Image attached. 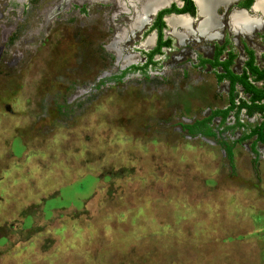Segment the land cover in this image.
Returning <instances> with one entry per match:
<instances>
[{
	"label": "rangeland",
	"instance_id": "374dc122",
	"mask_svg": "<svg viewBox=\"0 0 264 264\" xmlns=\"http://www.w3.org/2000/svg\"><path fill=\"white\" fill-rule=\"evenodd\" d=\"M149 1L0 2V264H264V146L240 140L260 116L213 117L212 135L180 126L227 105L220 67L199 62L214 45L235 73L242 45L263 67L264 14L233 31L230 0L214 36L164 20L170 46L132 70L156 12L180 5L141 26ZM184 16L194 30L197 12Z\"/></svg>",
	"mask_w": 264,
	"mask_h": 264
},
{
	"label": "trees",
	"instance_id": "16d2710c",
	"mask_svg": "<svg viewBox=\"0 0 264 264\" xmlns=\"http://www.w3.org/2000/svg\"><path fill=\"white\" fill-rule=\"evenodd\" d=\"M183 4L177 7L174 3H171L168 7L159 9L149 27L150 30H155L156 37L154 46L148 50L145 54L146 60L141 66L131 65L129 68L143 69L148 64L153 63L152 60L155 54L161 52L162 47L170 46L171 39L169 37H163L162 29L165 27L162 19L163 15L169 13H188L191 16L194 15V5L192 0H182ZM252 0H246L239 3V6L249 7ZM264 41V36H263ZM227 41L224 40L220 45H214L212 54L209 58L199 60L200 64H209L212 68L220 67V72H215L214 76L217 82L221 80H227V105L223 108H215L210 111L208 115L201 119L194 120L191 123L180 124L181 128L185 129L189 134L200 133L203 135H212L213 132L209 126V121L213 117H218L221 122H224L230 112H232L234 118H237L238 113L242 110L245 115L252 116L258 114L260 121L250 127L247 132L243 133L240 140L253 137L252 145L256 142H260L264 146V88H261L262 83V67H259L255 62V55L249 48L245 49V60L241 71L235 73L230 68L233 62L235 53L231 49H227ZM225 54L222 56V54ZM260 58L264 64V53L260 55ZM127 69L121 71V74ZM239 85L243 93L247 95L246 99L236 98L235 86ZM237 120V119H236ZM237 124L238 121H236ZM225 152L228 158H231V146L224 144Z\"/></svg>",
	"mask_w": 264,
	"mask_h": 264
},
{
	"label": "bare ground",
	"instance_id": "6f19581e",
	"mask_svg": "<svg viewBox=\"0 0 264 264\" xmlns=\"http://www.w3.org/2000/svg\"><path fill=\"white\" fill-rule=\"evenodd\" d=\"M164 1L165 0H150L148 3H145V4L148 5L147 8H149L150 6L151 7L159 6V5L163 4ZM195 1L198 5L200 15L203 17V20L199 26L200 30H203L201 28H203L204 26L207 27V29H210L211 27L214 28L217 25V18L213 13V7L218 3L226 2L228 0H195ZM253 11L256 13L264 14V0H257L254 4ZM145 15H146V12L143 15V18L142 17L141 18L144 19ZM230 19L232 21V24H234L236 28L239 27L240 29L241 28L251 29L253 26L257 25V23H258V18L254 17V16H249L244 11L232 12L230 15ZM141 22L142 21H140V23ZM167 22L173 30L175 28H177L179 25H181L182 27H185V28H187L189 25V20L187 18H185L184 16L168 17Z\"/></svg>",
	"mask_w": 264,
	"mask_h": 264
},
{
	"label": "flooded vegetation",
	"instance_id": "af4514ba",
	"mask_svg": "<svg viewBox=\"0 0 264 264\" xmlns=\"http://www.w3.org/2000/svg\"><path fill=\"white\" fill-rule=\"evenodd\" d=\"M2 0H0V2H1ZM116 2H120V0H115ZM138 1V0H137ZM194 1V3H195V6H196V8H195V6H194V8H195V10L194 11H196L197 12V14L199 15V17H200V19L195 23V28H194V30H192L191 29V27H190V25H191V20L189 19V18H187L186 16H184V15H176V14H182V13H176V14H169V15H167V16H165L164 17V20H165V22H166V24L170 27V25L168 24V22H167V18L168 17H171V16H184L185 18H187L188 20H189V27L188 28H183L181 25H179L177 28H181V29H183L186 33H196V34H202V35H204V34H207V36L209 35V36H214L215 34H216V32L214 31V29H217L218 28V25H219V22H218V17H216L217 18V25L213 28V27H211L210 29H207V27H203V28H201V29H203V30H200V28H199V26H200V23L202 22V20H203V17L200 15V11H199V8H198V5H197V3H196V1L195 0H193ZM228 1H230V0H228ZM228 1H226V2H221V3H218V4H216L215 5V7H213V10H214V8H216V7H218V6H220V5H223V4H226ZM243 1H246V0H240V1H238L237 2V6L238 7H242V6H239V3L240 2H243ZM257 0H252V2H251V4L249 5V7H247V8H245V7H242V8H245L246 10L248 9V8H251V13H249V12H246L249 16H254V17H256L257 18V13L256 12H254L253 11V7H254V4H255V2H256ZM140 3H142V2H140ZM143 4V3H142ZM175 4V3H174ZM183 4V1L182 0H180V5H176L177 7H180L181 5ZM162 5V4H161ZM161 5H159V6H161ZM194 5V4H193ZM159 6H157V7H155V8H153L152 10H149L147 13H146V15L144 16L145 18L144 19H142V23H141V26H143L142 24H144V22L145 23H147V21H148V15L152 12H154L155 11V9L156 8H158ZM0 9H1V5H0ZM234 11H238V10H232L229 14H228V24H229V26H230V28L233 30V31H236V32H240V33H248L252 28H256V26L258 27L261 23H262V21H261V23L259 22V20H258V23H257V25H255V26H253L249 31H247V29L246 30H242V29H236L235 27H233V25L231 24V22H230V19H229V17H230V15H231V13L232 12H234ZM195 13V12H194ZM185 14H188V13H185ZM188 15H190V14H188ZM215 15V14H214ZM147 16V17H146ZM164 16V15H163ZM191 16V15H190ZM216 16V15H215ZM155 17V16H154ZM163 18V17H162ZM264 18H262L261 20H263ZM136 23H137V21H136ZM136 23H134V25H131L132 27H130V29H132L133 27H134V29L136 28L137 29V27L138 26H140V24L138 25V24H136ZM260 23V24H259ZM171 28V27H170ZM177 28H175V29H177ZM175 29H174V31H175ZM154 30V29H153ZM155 31V30H154ZM0 33H1V28H0ZM155 35H156V33H155ZM258 36H257V39H258V44L260 45V47H262L263 48V50H264V41H263V36H264V33H259V34H257ZM156 37V36H155ZM224 41V40H223ZM214 48V47H213ZM246 48H249L248 46H246V45H242V50L244 51V53H245V49ZM228 49V48H227ZM249 49H251V48H249ZM252 50V49H251ZM253 51V50H252ZM254 53V52H253ZM263 53H264V51H263Z\"/></svg>",
	"mask_w": 264,
	"mask_h": 264
},
{
	"label": "water",
	"instance_id": "95a60500",
	"mask_svg": "<svg viewBox=\"0 0 264 264\" xmlns=\"http://www.w3.org/2000/svg\"><path fill=\"white\" fill-rule=\"evenodd\" d=\"M192 2H193V4H194V6H195V3H194L193 0H192ZM195 8H196V6H195ZM234 10L247 12V10H246L245 8H242V7L236 8V9H234ZM169 14H170V13H169ZM180 15H187V14L182 13V14H180ZM162 19H163V21H164V16H163ZM262 83H263V85H264V65H263V67H262ZM261 88H264V86H262Z\"/></svg>",
	"mask_w": 264,
	"mask_h": 264
}]
</instances>
